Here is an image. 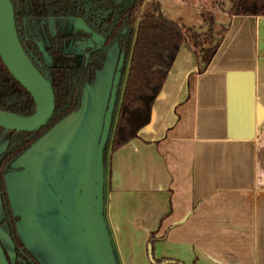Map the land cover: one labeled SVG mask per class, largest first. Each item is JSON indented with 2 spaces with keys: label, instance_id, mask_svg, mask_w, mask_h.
Listing matches in <instances>:
<instances>
[{
  "label": "crops",
  "instance_id": "obj_1",
  "mask_svg": "<svg viewBox=\"0 0 264 264\" xmlns=\"http://www.w3.org/2000/svg\"><path fill=\"white\" fill-rule=\"evenodd\" d=\"M218 4L211 0L198 11V17L210 11L218 28L228 25L206 69L200 72L192 47L181 44L151 122L105 154L104 217L118 264H264V15L229 17L228 6ZM110 82L111 76L93 92L86 85L80 109L33 143L6 175L18 236L30 253V229L51 235L53 202L68 222L78 217L73 212L89 210L85 166ZM7 136L0 128V152ZM42 165L53 182L39 187L27 170L39 173ZM2 217L0 204V241L11 251ZM57 239L46 248L48 264H93L85 249L67 250Z\"/></svg>",
  "mask_w": 264,
  "mask_h": 264
},
{
  "label": "trees",
  "instance_id": "obj_2",
  "mask_svg": "<svg viewBox=\"0 0 264 264\" xmlns=\"http://www.w3.org/2000/svg\"><path fill=\"white\" fill-rule=\"evenodd\" d=\"M145 2L148 7L143 9ZM9 3L23 50L51 83L54 112L39 130L8 132L7 144L0 152L2 222L7 224L14 250L13 261L9 260V264H41L18 236L19 216L12 211L5 181V175L13 169L14 160L53 125L80 108L84 86L93 81L95 70L102 68L108 49L117 45L125 54V63L104 148L105 158L108 150L114 151L135 138L150 123L153 104L181 44L187 42L192 47L201 72L215 54L228 25L216 28L214 15L203 10L200 18L205 28L185 26L161 14L158 0H9ZM226 12L229 17L264 15V0H230ZM55 17L81 18L103 39L96 43L91 33L72 26L68 33L53 36L51 42L70 41V51L81 52V60L78 64L57 63L48 54L54 48L53 44L43 46V37L37 26L40 19ZM0 109L20 116H29L35 109L32 97L12 77L1 58Z\"/></svg>",
  "mask_w": 264,
  "mask_h": 264
},
{
  "label": "water",
  "instance_id": "obj_3",
  "mask_svg": "<svg viewBox=\"0 0 264 264\" xmlns=\"http://www.w3.org/2000/svg\"><path fill=\"white\" fill-rule=\"evenodd\" d=\"M75 25H79L83 29L90 31V29L81 19L75 20ZM93 36L96 38L100 37L96 34H93ZM0 58L12 77L30 94L35 107L34 112L29 116H20L0 109V128H3L7 131L25 132L39 130L47 124L54 112L53 90L51 88L50 81L47 78L43 77L42 74L35 68L19 42L15 27L14 14L9 0H0ZM122 62L123 55L120 56L116 71L111 82V88L109 90L106 108L103 113L101 129L96 143L95 152L92 159H90L85 166L91 172L92 179V202L90 204L89 210L88 212H81L78 214L76 213V211L73 212V215L78 217L68 222L65 220V217H67L65 214V209H63L62 212V209L59 207L60 205L57 202L52 203L51 209H54L53 214L56 216V220L60 219V221H62L67 226V228L68 226L70 227L69 229L72 230V233L69 232L70 234H72L74 237L78 236L80 242L82 243V246H84V249L88 252L89 259L92 260L93 264H118L104 217V148L111 130L113 111L117 100V90L121 76L120 68L122 66ZM152 119L153 110L151 120ZM42 137H40L39 139H41ZM33 143L31 144V146L33 145ZM31 146L14 160L12 170L15 169V163L17 159L25 154L31 148ZM44 173H46V171H44ZM46 175H48V178H46L47 182L52 183L53 179L51 178V175ZM19 221L17 222V227ZM69 233H66V237L68 238L69 236H72L69 235ZM0 264H9L1 243Z\"/></svg>",
  "mask_w": 264,
  "mask_h": 264
},
{
  "label": "rangeland",
  "instance_id": "obj_4",
  "mask_svg": "<svg viewBox=\"0 0 264 264\" xmlns=\"http://www.w3.org/2000/svg\"><path fill=\"white\" fill-rule=\"evenodd\" d=\"M210 1L211 0H208L207 3L206 2L204 3L203 0H158L159 12L164 16L168 17L169 19L176 20L184 24L185 26H195L199 28L198 26L202 24V21L200 17H198V11L201 10L202 6H209ZM229 3L230 0H220V4L218 5H222L226 7L229 5ZM147 7H148L147 2H145L143 4V9H146ZM216 20L219 23L222 22L223 18L222 16L218 15L216 16ZM74 23L75 20H72L71 18H63V17H56V18H49L47 20H42L40 23V28L45 42L48 44L49 38L54 35H59V34L61 35L68 33L71 30L72 26H74ZM203 28H205V26ZM62 54H68V50L63 49ZM79 57H80L79 51H77L76 55L71 60H69L70 63L73 64L77 63L79 61ZM114 64H115V57L112 54L111 56L107 57L103 69L95 75V79L93 83L89 85L90 91L92 92L99 91L101 84H103V82L106 81L109 76H111ZM127 66H128V62H126L125 71ZM123 80H124V75L121 81L120 88L122 87ZM88 94H89L88 91L84 90L85 98H87ZM27 172L34 174V179L37 180L39 187L41 185L40 181L47 182L46 178H48L47 177L48 175L44 173V166L41 167V171L39 169V173L38 171L34 173L33 170H27ZM53 210L49 212V215L54 212ZM50 219H51L50 237L45 235H43L42 237L41 230H39L38 234H36V232L30 229V232L34 236L33 237L34 239L32 240L31 244L28 245V247L31 250V253L39 260L40 263L42 262H44L45 264H48V262L50 263V261L48 260L51 259V255L46 250V248L53 247L50 246V244L51 243L56 244L58 240L57 238L59 237L63 238L64 242H66L67 250L74 249L77 250V252H79L81 251V249H84L78 236L74 237L72 234L69 233V232L72 233V230L69 229L70 228L69 226L67 228V226L62 221H60V219L57 220L54 219V221L52 217H50ZM66 233H69V235H72L73 237L72 236L71 237L69 236V238L66 237L67 235ZM20 234L22 238H24L25 243L28 244V242L26 241L28 240L26 239V235H23L22 233ZM44 243H46V245H43ZM90 261L92 260L90 259Z\"/></svg>",
  "mask_w": 264,
  "mask_h": 264
},
{
  "label": "flooded vegetation",
  "instance_id": "obj_5",
  "mask_svg": "<svg viewBox=\"0 0 264 264\" xmlns=\"http://www.w3.org/2000/svg\"><path fill=\"white\" fill-rule=\"evenodd\" d=\"M55 18H56V17H55ZM47 19H49V18H46V19H40V21H39L38 24H37V26H38V28H39L41 34H42V31H41V28H40V23H41L42 20H47ZM77 19H81V18H74V19H72V20H77ZM81 20H82V19H81ZM14 21H15V20H14ZM82 21H83V20H82ZM83 22H84V21H83ZM84 23H85V22H84ZM85 24H86V23H85ZM86 25H87V24H86ZM74 26H78V27H80L79 25H75V23H74ZM87 27H88V26H87ZM81 28H82V27H81ZM88 28H89V27H88ZM82 29H83V28H82ZM89 29H90V28H89ZM84 30H85V29H84ZM85 31H87V30H85ZM87 32L91 33V35H92V39H93L94 42L99 43V42L102 41L103 37H102L100 34H97V33L93 32L91 29H90V31H87ZM93 34H96V35H98V36H100V37L96 38V37L93 36ZM61 35H63V34H61ZM61 35L59 34L58 36H61ZM54 36H56V35H54ZM42 37H43V34H42ZM52 37H53V36H52ZM52 37L49 38V43H48V44L45 42L44 37H43V42H42L43 46H48V47H50V46H52V44H53V47H54L52 50H49V51H48V54L50 55V57H51L52 59H56L57 63L62 62V63L65 64V65H66V64H69V63H70L69 60H71V59L76 55L77 50H76V51H70V41H67V40H64V39H59V40H57L56 42H51V38H52ZM63 49H67V50H68V54H62ZM112 54H113V56L115 57V64H114V67H113V70H112V74H111V82H112V79H113V76H114V73H115V71H116V67H117V65H118V62H119V59H120V56H121V55H123V62H122V66H121V68H120V72L122 71L123 66H124V63H125V54H124L123 52H120V50H119V48H118L117 45H113V46H111V47L108 49V51L106 52V55H105V58H104V62H103V66H102V68H101V69H98V70H95L93 81H94V79H95V75L97 74V72H99V71H101V70L103 69L107 57L111 56ZM79 56H80V57H79V61H78L77 63H75V64H78V63L80 62V60H81V56H82V53H81V52H79ZM84 58L86 59V58H87V55H85ZM71 64H73V63H71ZM121 76H122V74H121ZM121 76H120V80H121ZM120 80H119V83H120ZM93 81H92L90 84H92ZM111 82H110V83H111ZM86 85H89V84H86ZM86 85H85V86H86ZM85 86H84V87H85ZM118 86H119V84H118ZM110 88H111V84H110ZM83 89H84V88H83ZM117 91H118V90H117ZM8 132H9V131H8ZM7 137H8V136H7ZM6 144H7V142H6ZM2 218H3V217H2ZM1 223H5V222H2V219H1ZM5 224H6V223H5ZM6 226H7V224H6ZM7 230H8V227H7ZM8 235H9V232H8ZM9 239H10V238H9ZM10 241H11V240H10ZM0 243H1V246L3 247V250H4L5 254H6V257H7L8 262H9V260H10V261H13V258H14V250H13V246H12V250H11V251H8V250L3 246V244H2L1 241H0ZM11 245H12V242H11Z\"/></svg>",
  "mask_w": 264,
  "mask_h": 264
}]
</instances>
